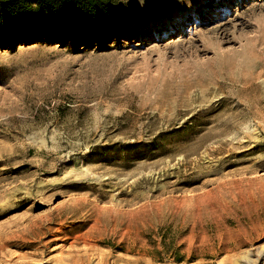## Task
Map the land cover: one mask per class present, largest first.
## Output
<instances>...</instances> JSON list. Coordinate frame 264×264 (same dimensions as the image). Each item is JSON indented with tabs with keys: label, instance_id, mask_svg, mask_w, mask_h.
I'll use <instances>...</instances> for the list:
<instances>
[{
	"label": "rangeland",
	"instance_id": "374dc122",
	"mask_svg": "<svg viewBox=\"0 0 264 264\" xmlns=\"http://www.w3.org/2000/svg\"><path fill=\"white\" fill-rule=\"evenodd\" d=\"M108 38L0 44V264H264V0Z\"/></svg>",
	"mask_w": 264,
	"mask_h": 264
},
{
	"label": "trees",
	"instance_id": "16d2710c",
	"mask_svg": "<svg viewBox=\"0 0 264 264\" xmlns=\"http://www.w3.org/2000/svg\"><path fill=\"white\" fill-rule=\"evenodd\" d=\"M124 11L125 0H0V44L68 35L101 46Z\"/></svg>",
	"mask_w": 264,
	"mask_h": 264
}]
</instances>
